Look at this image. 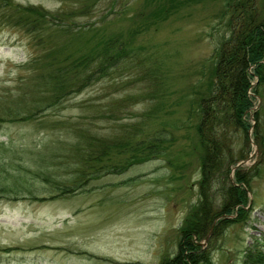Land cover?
<instances>
[{
  "label": "rangeland",
  "instance_id": "rangeland-1",
  "mask_svg": "<svg viewBox=\"0 0 264 264\" xmlns=\"http://www.w3.org/2000/svg\"><path fill=\"white\" fill-rule=\"evenodd\" d=\"M11 3L60 17L43 13L30 32L0 10V113L25 116L0 122V264H157L174 256L201 195L198 126L202 98L213 91V50L229 33L227 0ZM114 34L127 54L107 75L52 105L37 98V76L53 58L48 47L61 63ZM257 80L251 111L261 142L251 130L245 141L232 122L219 129L231 153L228 179L234 168L258 163L249 176L251 203L242 219L221 223L197 249L209 257L197 264H242L246 247L264 232V80ZM100 147V157L87 156ZM147 149L154 151L143 157Z\"/></svg>",
  "mask_w": 264,
  "mask_h": 264
},
{
  "label": "trees",
  "instance_id": "trees-1",
  "mask_svg": "<svg viewBox=\"0 0 264 264\" xmlns=\"http://www.w3.org/2000/svg\"><path fill=\"white\" fill-rule=\"evenodd\" d=\"M11 1L3 0V3L0 4L1 12L5 13L3 16L7 15L8 20L10 19L9 22L19 23L30 32H34L36 29L34 22L38 18L43 20L41 17H44V14L47 15V18L50 17L51 21L55 17H60V13L57 11L56 13L59 14L55 13V15L52 14L53 12L43 10L40 12L39 5L12 4ZM261 2L264 0L260 2L259 0H227L225 8H230L227 11L228 20H230V23L228 22L229 33L219 40L213 50L212 58L215 62L213 91L208 97L202 98L206 109H204L198 126L203 155L202 177L199 182L200 199L195 208L185 217L181 227L179 251L172 257H164L160 264H197L199 260L205 261L208 256L202 252H196L201 246L193 241V236L201 238L206 235L211 222L218 215H222V217L214 225L213 234L221 223L242 219L247 212L245 206L249 202L247 192L249 176L254 174L258 163L254 164L253 169H251L252 167L251 170L249 169L250 171L236 168L234 170L236 183L228 179L231 168L228 164V156L231 153L228 152L229 147L226 145L225 136L219 129L225 121L232 122L234 126L244 129L245 139L248 141V135L246 137L248 128L246 127H249L250 123L244 116H247V112L253 104V97L250 95L249 89H252L256 94L259 93L258 84L252 86L251 80L254 76L258 78L257 83L264 80V4L263 8L260 7ZM34 11L38 15L29 18L32 17L30 14ZM69 27L72 28L71 25ZM121 38L116 34L111 35L101 48H91L88 54L76 59L65 58V61L61 63L59 61L53 63V59L58 60V58H55V53L48 47L49 55L53 58L47 63L45 71L37 76L38 79L40 76L37 91L41 93L37 98L47 105H52L60 97L79 91L107 75L110 72L109 67L127 54L126 49L123 48L124 41ZM250 66H252L251 72L248 70ZM17 114L19 115V112H1L0 122L6 119L14 120L25 117ZM26 117H29L28 114ZM254 118L257 123V112H254ZM255 126L256 140L261 142L258 124ZM94 139L96 137H92V140ZM117 144L124 147V150L127 148L121 143ZM91 149L93 150L87 153L90 158L100 157L103 151L102 147L97 150ZM153 151L154 149H147L141 155L147 157V154H152ZM87 156H85L86 159H88ZM246 156V154L242 155L239 159ZM237 160L232 157L231 161L235 163ZM224 166H226V174ZM220 167L223 171L222 175L218 174ZM85 170V166H82L79 172L84 174ZM213 181L217 182L216 186L220 195L219 203L216 204L218 206L213 205L214 196L208 192ZM72 189L75 187H66L65 191ZM214 207L217 209L213 210ZM234 212H236L235 217H228ZM242 264H264V234L256 237L255 241L246 247Z\"/></svg>",
  "mask_w": 264,
  "mask_h": 264
},
{
  "label": "bare ground",
  "instance_id": "bare-ground-1",
  "mask_svg": "<svg viewBox=\"0 0 264 264\" xmlns=\"http://www.w3.org/2000/svg\"><path fill=\"white\" fill-rule=\"evenodd\" d=\"M149 5V4H148ZM147 5V6H148ZM263 92V91H262ZM256 125V124H255ZM248 126H250V125H248ZM256 127V126H255ZM246 128H248V127H246ZM247 130V129H246ZM256 130V129H255ZM241 131V130H240ZM245 136V135H244ZM246 137H247V133H246ZM250 140V139H249ZM245 141H246V139H245ZM250 142V141H249ZM253 146V145H252Z\"/></svg>",
  "mask_w": 264,
  "mask_h": 264
}]
</instances>
